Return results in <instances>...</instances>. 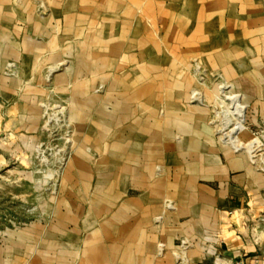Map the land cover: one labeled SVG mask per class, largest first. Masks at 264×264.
<instances>
[{
  "label": "rangeland",
  "instance_id": "obj_1",
  "mask_svg": "<svg viewBox=\"0 0 264 264\" xmlns=\"http://www.w3.org/2000/svg\"><path fill=\"white\" fill-rule=\"evenodd\" d=\"M177 8L0 0V264L115 257L122 234L106 229L171 174L172 148L179 174L202 146L264 165V28L259 42L247 24L198 43ZM233 9L250 21L248 3Z\"/></svg>",
  "mask_w": 264,
  "mask_h": 264
},
{
  "label": "crops",
  "instance_id": "obj_2",
  "mask_svg": "<svg viewBox=\"0 0 264 264\" xmlns=\"http://www.w3.org/2000/svg\"><path fill=\"white\" fill-rule=\"evenodd\" d=\"M171 3L193 21L197 28L194 42H206V35L210 42H226L227 38L219 34L222 28L247 24L251 41H263L259 28H264V0ZM214 3H218L217 10L210 7ZM242 3L249 4V22L244 23L236 13L229 14L233 7L239 10ZM233 41L243 42V34ZM188 151L193 153L192 162L181 174L174 172L179 165L176 160H180L175 154L180 155V151L172 148L166 152L171 157L164 165L171 167V174L146 182L144 194L126 198L122 230L108 227L106 233L99 232L122 234L117 245L121 248L113 249L117 251L115 257H109L112 250L107 248L75 263L264 264V165L252 156L232 154L225 147L202 146Z\"/></svg>",
  "mask_w": 264,
  "mask_h": 264
},
{
  "label": "built area",
  "instance_id": "obj_3",
  "mask_svg": "<svg viewBox=\"0 0 264 264\" xmlns=\"http://www.w3.org/2000/svg\"><path fill=\"white\" fill-rule=\"evenodd\" d=\"M237 264H239V263H237Z\"/></svg>",
  "mask_w": 264,
  "mask_h": 264
}]
</instances>
